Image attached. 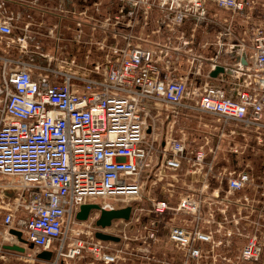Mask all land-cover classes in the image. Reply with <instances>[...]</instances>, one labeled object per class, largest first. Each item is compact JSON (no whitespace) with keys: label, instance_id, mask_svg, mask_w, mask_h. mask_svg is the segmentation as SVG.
I'll use <instances>...</instances> for the list:
<instances>
[{"label":"built area","instance_id":"2783aa9c","mask_svg":"<svg viewBox=\"0 0 264 264\" xmlns=\"http://www.w3.org/2000/svg\"><path fill=\"white\" fill-rule=\"evenodd\" d=\"M11 2L0 0L5 231L35 257L52 252L47 264H123L112 245L127 239L144 264L160 253L162 264H264V3L60 0L54 15L70 22L50 29L47 52L46 23ZM187 21L215 31L208 57ZM84 204L99 207L81 220ZM123 223L135 236L110 232Z\"/></svg>","mask_w":264,"mask_h":264},{"label":"rangeland","instance_id":"374dc122","mask_svg":"<svg viewBox=\"0 0 264 264\" xmlns=\"http://www.w3.org/2000/svg\"><path fill=\"white\" fill-rule=\"evenodd\" d=\"M264 1V0H261ZM15 5L13 6L14 11L16 9V11L21 10V12H23L24 14V19L25 20H29L32 22L33 26H35V24H37V22H44L46 23V26H44L43 28V36L41 38L42 40V46L44 47L43 50L47 51V52H52L54 51L53 47H54V38L52 37V33H50V29L54 27L55 24H57V22H61V25H65L67 23L70 22V20H65V19H58V17H56L54 15V13L56 12V6L58 7L60 5V0H14ZM61 8L58 9V11ZM48 11V12H47ZM53 12V13H52ZM43 13L45 15H43ZM28 16H31V18H29ZM35 28V27H34ZM63 31L65 33V40L63 42L68 41V39H70L72 37L71 33L66 29V27H63ZM42 35V34H41ZM70 47V44H69ZM70 51H74L75 53H77L76 55L78 56L79 59L83 58V54H85V50L83 49H70ZM71 53V52H69ZM102 53H99L97 51L93 52V59L102 57L101 56ZM162 123V120H160L159 124ZM199 134H197L198 136ZM259 163V162H258ZM133 218V214L131 215V218L129 221H131V219ZM120 221V220H118ZM124 232L120 233L118 231H110L113 232L115 234H122V235H126L128 238H132L133 236H135L136 232H133V226L131 225V223H129V225L127 226L126 224H121L120 225ZM13 241V240H12ZM15 242V241H13ZM126 242H129V246L132 248H128V244L125 243L124 245L119 244V245H112V248L119 250L122 249L123 253H122V263L123 264H144L147 262L148 259H143V263L141 261V263H139L140 260V256H136L134 253V246H132L130 243V239H127ZM9 245H12L13 243H8ZM15 244V243H14ZM126 251L127 254L124 252ZM133 253V254H132ZM144 254V253H143ZM6 260L8 261L7 264H47L39 259H37L35 257V252L34 250H29L27 255H22L19 254L17 252H11L10 255L5 256ZM164 260L163 254L160 253L156 259H153V264H162L161 261ZM126 262V263H125Z\"/></svg>","mask_w":264,"mask_h":264},{"label":"water","instance_id":"95a60500","mask_svg":"<svg viewBox=\"0 0 264 264\" xmlns=\"http://www.w3.org/2000/svg\"><path fill=\"white\" fill-rule=\"evenodd\" d=\"M222 67L217 68V72L222 71ZM217 72H214L213 75H216ZM99 206L97 204H84L81 207V211L78 214V218L81 220H86L88 218L89 212L93 208H98ZM131 208H125V209H120V210H113V211H102V215L99 218L97 224L106 227L111 224V221L113 219L117 218H125L128 219L130 216ZM12 236H15L17 238L18 243L12 244V245H4V249L9 250V251H14V252H19V253H26L27 249L33 250L34 245L28 244V241L23 237V234L21 231H18L16 229H11L9 232ZM96 237L102 240H113V241H118L119 238L103 233V232H97ZM37 259L40 260H50L52 257V252L50 251H42L37 254Z\"/></svg>","mask_w":264,"mask_h":264},{"label":"crops","instance_id":"0c3cea01","mask_svg":"<svg viewBox=\"0 0 264 264\" xmlns=\"http://www.w3.org/2000/svg\"><path fill=\"white\" fill-rule=\"evenodd\" d=\"M256 1H258L259 3H264V1L261 0H256ZM14 5L15 4H13V2L10 3L9 7L11 10H14L13 8ZM221 13H223V11H221ZM184 30L188 34H193L195 36L191 47L196 49L204 57H208L211 54V50L213 49L214 43L216 41L215 31L213 29H208L203 25L194 26L192 21H187L185 23ZM240 35H241L240 32L237 31V36ZM1 204L2 202L0 201V264H7L8 261L6 260L5 256L10 255V253L14 251H9L4 249V245H7L8 243H13V244L18 243V241L17 238L8 234V232L5 231V227L3 226L2 223L3 214L1 211ZM12 240L15 242H13ZM19 254L26 255L24 253H19Z\"/></svg>","mask_w":264,"mask_h":264},{"label":"flooded vegetation","instance_id":"af4514ba","mask_svg":"<svg viewBox=\"0 0 264 264\" xmlns=\"http://www.w3.org/2000/svg\"><path fill=\"white\" fill-rule=\"evenodd\" d=\"M28 251H29V249H27V252H26V253H24V254H26V255H27V254H28Z\"/></svg>","mask_w":264,"mask_h":264}]
</instances>
